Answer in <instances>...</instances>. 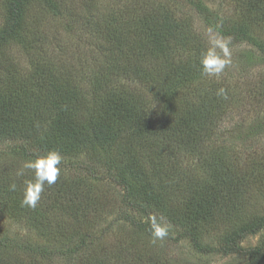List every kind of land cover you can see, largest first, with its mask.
I'll return each mask as SVG.
<instances>
[{"label": "trees", "instance_id": "1", "mask_svg": "<svg viewBox=\"0 0 264 264\" xmlns=\"http://www.w3.org/2000/svg\"><path fill=\"white\" fill-rule=\"evenodd\" d=\"M3 1L5 19L0 26V48L19 41L23 57L31 62V70L13 73L18 70L15 63L3 66L0 62L4 74L0 79V143H5L7 150L18 147L34 159L57 151L70 159L68 169L89 174L88 161L80 157L91 159L100 142L115 144L127 135L130 138L126 142L125 168L133 184L120 179L126 192L123 200L147 214L149 222L140 223L128 215L123 220L151 233L154 216L149 214L150 210H165L162 207L166 196L162 194L167 189L161 183L171 190L173 185L183 187L186 195L182 207L178 210L171 206L167 211V221L171 220L178 229L175 238L169 231L170 239L178 242L188 238L203 254L248 255L247 264H264L261 247L242 249L238 245L264 230V214L245 217L241 213L250 204L253 191L264 194V167L237 155L229 160L220 152L217 144L224 139L221 121L228 102L217 92L225 85L218 87L214 78L202 79L200 64L202 54L210 47V27L223 37H230L229 46L247 47L238 60L264 64V43L257 41L247 26L264 27V0H230L234 1L231 7L242 19L241 24L223 18L203 0H184L189 10L184 9L181 16L173 9L171 0ZM39 4L43 11L53 14L50 21L34 10ZM196 20L202 28L196 27ZM61 34L72 38L79 35L100 54L93 64L97 71L91 67L86 73V92L82 79L72 77L70 62L65 60L68 49ZM9 51L14 55L13 50ZM85 52L87 55L88 51ZM87 60L85 57L83 62ZM11 67L14 70H8ZM121 76L134 78L138 86L146 88L145 92L130 85L116 89L113 78ZM251 92L259 96L256 102L264 105V85L261 92L257 93L254 87ZM257 123L250 133L264 130L263 122ZM138 136L152 142L136 146ZM145 146L153 153L149 157ZM191 158L202 165L203 173L195 175L190 171L192 163L187 161ZM16 173L11 166L0 172L1 211L4 208L12 216L35 224V228L61 234L68 231L71 236L78 234L77 228L67 224L65 229L55 216L70 210L76 222L86 224L97 219L99 205L83 190L87 188L85 179L75 176L76 172L71 177H58L61 181L55 183V188H61L57 198L45 185L35 208L21 203L25 181L32 180L34 175L17 177ZM12 183L17 185L15 191L9 190ZM134 185L140 202L130 199ZM55 209L59 213L53 215ZM50 213L53 221L48 225L50 219L46 215ZM215 223H223L226 229L224 245L219 248L203 245L199 240V229ZM4 245L6 239L0 240V249ZM36 250L27 244L24 252ZM0 264L26 263L0 257Z\"/></svg>", "mask_w": 264, "mask_h": 264}, {"label": "rangeland", "instance_id": "2", "mask_svg": "<svg viewBox=\"0 0 264 264\" xmlns=\"http://www.w3.org/2000/svg\"><path fill=\"white\" fill-rule=\"evenodd\" d=\"M171 1V5L178 16L182 15L184 9L189 8L187 4H184V0ZM203 1L212 11L220 14L223 18H231L234 23L241 24L242 19L239 16L237 17V13H234L231 7L234 1ZM4 10V1L0 0V26L5 19ZM34 10L42 12L43 14L39 15L42 18L44 17L46 21H50L51 17H53L50 11H43L40 4L36 5ZM62 23L63 20L61 19L60 24ZM195 25L198 29L203 26L197 20ZM247 26L250 28L251 35L257 41L264 43V27H257L253 24H248ZM58 31L59 33L62 32H60V29ZM61 38H64L62 42L68 49V55H65V60L67 59L70 62L69 67L72 70V77L82 79L84 91L86 92L88 90L87 80L85 79L86 73L88 75V69L91 67L96 70L97 67H94L93 64H96V58L100 57V54L91 49L86 40L80 39L77 34H74L73 38L61 34ZM86 47L89 49H86ZM229 48L231 51V63L224 71L217 76L209 77L203 75L202 77L205 81L214 78L218 83V87L223 84L227 91L228 106L226 116H222L223 119L221 121L224 126V130L221 132L224 139L218 142L217 145L220 147V152H223L222 155L225 158L227 157V159L229 158V160L235 158L234 155H237L246 160L250 158L264 167V130L255 134L250 133L252 126L259 124L257 123L258 121L263 122L264 125V105L258 104L256 100L259 96L257 94L253 95L251 92L253 87L257 88V93L263 89L264 64L253 65L243 59L238 60V57L247 50L245 45L229 46ZM9 50H13L14 55ZM86 50L88 51L87 55ZM26 52L28 53L29 49ZM23 54L20 42L14 41L0 48V62L4 64L3 66L7 63H15V66H18V70L13 71V73L25 74V70L29 73L31 62L24 58ZM7 57L8 59L6 60ZM85 57L88 59L87 62H83ZM8 70L12 71L14 69L11 67ZM31 75L32 72L29 76ZM29 76H26V78ZM2 78H4V74L1 71L0 79ZM113 79L116 89L130 85L131 88L141 87L143 91L146 90L144 86H138L137 81L132 80L134 78L130 76L115 77ZM100 94L102 92H99ZM89 99L92 100L90 97ZM129 138V136L124 135L123 140L117 141L115 144L109 141H102L95 149L96 152L90 155L91 159L81 156L80 159L82 161L86 163L88 161L91 168V173L89 174H83L75 169H68L69 167L67 166L70 159L62 157V163L59 166L61 168L59 178L74 176L75 172V176H83L87 185V188L85 187L83 190L87 194L90 193V197L94 199L92 201L96 206L99 205L97 219L94 222H86V224L81 220L76 222L70 210L58 214L59 210L55 209V213L52 212V214H58L55 216L57 217V222L64 224L65 229L67 224H72L71 228H77L76 233L78 234L71 236L68 231L61 234L56 231L50 232L51 230L35 228V224L24 221L18 216H12V213L7 212L3 208L2 211L0 210V240L4 241L6 239L7 245L1 247L0 257L5 261L17 259L26 264H247L249 261L248 255H223L217 252L200 253L194 248L188 238H182L175 242L174 239H170L167 236L163 240H157L153 243L151 233L146 232L129 220H123V216L128 215V217L140 223L149 222L147 214L130 207L128 202L123 200L126 192L124 186L119 182L120 179L123 177L127 179L129 184L132 183L125 168L127 161L125 148ZM148 141L152 142V139L138 136V141L135 144L139 146ZM149 150V146L144 147L147 157L153 154ZM31 160L35 159L23 154L18 147L17 149L7 150L5 143H0V172L11 166L16 172L23 169V176L25 177L33 176L34 173L31 170L24 168L25 163ZM187 163H192L190 171L195 175L203 173L204 168L199 163L194 162L193 158L189 159ZM57 181L61 180L57 179ZM161 185L167 189L162 194V197L166 196L163 198L164 207H162L165 210L156 213V210L149 209V214L156 217L162 224H166L172 233V237L175 238L178 229L171 224V220L167 221V211H170L171 206L178 207L179 210L182 207L186 192H184L183 187L177 188L176 185H173V190L167 187L165 183H161ZM57 186L53 184L50 187V194L53 197L54 195L55 197L57 196L61 188H55ZM131 191L133 196L130 199L140 202V196L136 195L137 186H132ZM258 194V191L251 193L250 204L246 205L241 211L243 216L251 217L252 215L261 216L264 214V194L261 195L262 197ZM258 196H260L259 200H257ZM153 207L157 208L155 205ZM92 212L94 211L92 210ZM46 216L50 219L46 224L51 225L50 221H53L51 220V213ZM225 235L226 229L223 223H215L210 225V227L202 226L199 229L200 242L203 245L214 248L224 245ZM27 244L38 250L25 253ZM238 245L242 249H251L259 246L264 250V230L256 235L248 236Z\"/></svg>", "mask_w": 264, "mask_h": 264}, {"label": "clouds", "instance_id": "3", "mask_svg": "<svg viewBox=\"0 0 264 264\" xmlns=\"http://www.w3.org/2000/svg\"><path fill=\"white\" fill-rule=\"evenodd\" d=\"M209 34L210 47L202 54L200 61L202 73L209 77L217 76L231 63V51L229 48L230 37H223L215 32L211 27L207 30ZM218 96L227 99V91L220 88L217 92ZM62 157L57 151H50L45 156L36 158L25 163L24 168L34 173L32 180L25 181L23 190L22 206L35 208L41 199V194L45 191V185L51 187L56 183L61 168ZM17 177L23 176V169L16 173ZM17 185L12 183L9 185L10 191H15ZM152 242L163 240L169 234L166 224H162L156 217L151 219Z\"/></svg>", "mask_w": 264, "mask_h": 264}]
</instances>
